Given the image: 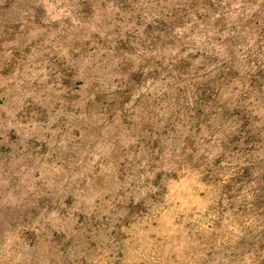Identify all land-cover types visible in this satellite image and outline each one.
<instances>
[{
    "label": "clouds",
    "instance_id": "clouds-1",
    "mask_svg": "<svg viewBox=\"0 0 264 264\" xmlns=\"http://www.w3.org/2000/svg\"><path fill=\"white\" fill-rule=\"evenodd\" d=\"M264 0H0V264H264Z\"/></svg>",
    "mask_w": 264,
    "mask_h": 264
},
{
    "label": "rangeland",
    "instance_id": "rangeland-1",
    "mask_svg": "<svg viewBox=\"0 0 264 264\" xmlns=\"http://www.w3.org/2000/svg\"><path fill=\"white\" fill-rule=\"evenodd\" d=\"M259 203L264 204V193H261L258 197Z\"/></svg>",
    "mask_w": 264,
    "mask_h": 264
}]
</instances>
